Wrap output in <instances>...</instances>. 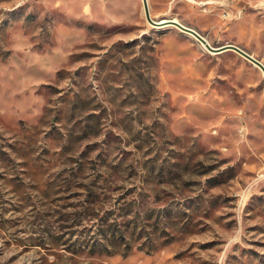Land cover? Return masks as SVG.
<instances>
[{
	"label": "rangeland",
	"instance_id": "1",
	"mask_svg": "<svg viewBox=\"0 0 264 264\" xmlns=\"http://www.w3.org/2000/svg\"><path fill=\"white\" fill-rule=\"evenodd\" d=\"M148 6L264 64V0ZM0 264H264L261 70L142 0H0Z\"/></svg>",
	"mask_w": 264,
	"mask_h": 264
},
{
	"label": "water",
	"instance_id": "2",
	"mask_svg": "<svg viewBox=\"0 0 264 264\" xmlns=\"http://www.w3.org/2000/svg\"><path fill=\"white\" fill-rule=\"evenodd\" d=\"M142 2H143V9H144L145 17L151 25H153L155 27H160V26L167 25V24L175 26L176 28L180 29L181 31L193 35L200 43L205 45L206 48L210 52L220 53V52L225 51V50H233L238 55L245 58L247 61L251 62L254 66L260 68L264 74V64L261 61H259L258 59H256L255 57H253L252 55H250L249 53H247L246 51H244L243 49H241L240 47L232 45V44H228V45L221 46L219 48H214V47L210 46V44L206 41V39L203 36H201L198 32H196L195 30H193L189 27L182 25L181 23H179L177 21L167 20L168 21L167 24H160L161 23L160 21L152 20V18L150 16L147 0H142Z\"/></svg>",
	"mask_w": 264,
	"mask_h": 264
},
{
	"label": "bare ground",
	"instance_id": "3",
	"mask_svg": "<svg viewBox=\"0 0 264 264\" xmlns=\"http://www.w3.org/2000/svg\"><path fill=\"white\" fill-rule=\"evenodd\" d=\"M147 2H148V0H147ZM210 2L208 1L206 4H209ZM149 7V6H148ZM150 12V11H149ZM151 16V15H150ZM174 21H176V20H174ZM167 20H165V19H163V20H161V23L160 24H167ZM168 25V24H167ZM163 26H166V25H163ZM163 26H160V27H163ZM189 35H191V34H189ZM193 36V35H192ZM194 37V36H193ZM195 38V37H194ZM196 39V38H195ZM197 40V39H196ZM207 41V40H206ZM208 42V41H207ZM209 43V42H208ZM202 44V43H201ZM202 46L205 48V49H207L206 48V46L205 45H203L202 44ZM211 46V45H210ZM208 50V49H207ZM209 51V50H208ZM256 67V66H255ZM258 68V67H257ZM259 70H261L260 68H259ZM261 72H262V70H261ZM263 73V72H262ZM264 75V74H263Z\"/></svg>",
	"mask_w": 264,
	"mask_h": 264
},
{
	"label": "crops",
	"instance_id": "4",
	"mask_svg": "<svg viewBox=\"0 0 264 264\" xmlns=\"http://www.w3.org/2000/svg\"><path fill=\"white\" fill-rule=\"evenodd\" d=\"M183 25V24H182ZM185 26V25H184ZM175 27V26H174ZM178 29V28H177ZM192 29V28H191ZM180 30V29H179ZM194 30V29H193ZM183 32V31H182ZM197 32V31H196ZM186 33V32H185ZM189 35V33H187ZM236 46V45H235ZM229 51H233V50H225V51H222L220 53H225V52H229ZM212 53V52H211ZM220 53H214V54H220Z\"/></svg>",
	"mask_w": 264,
	"mask_h": 264
}]
</instances>
